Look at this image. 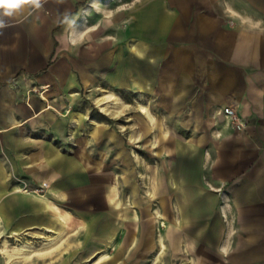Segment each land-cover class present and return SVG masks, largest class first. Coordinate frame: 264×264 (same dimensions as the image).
<instances>
[{"label": "crops", "instance_id": "obj_1", "mask_svg": "<svg viewBox=\"0 0 264 264\" xmlns=\"http://www.w3.org/2000/svg\"><path fill=\"white\" fill-rule=\"evenodd\" d=\"M4 20L5 229H78L110 264H264V0H40Z\"/></svg>", "mask_w": 264, "mask_h": 264}, {"label": "rangeland", "instance_id": "obj_2", "mask_svg": "<svg viewBox=\"0 0 264 264\" xmlns=\"http://www.w3.org/2000/svg\"><path fill=\"white\" fill-rule=\"evenodd\" d=\"M116 1L120 3V0ZM101 102L100 104L97 103L103 108L109 105L107 111L110 112L108 113L115 115H120L123 109L129 111L135 107L134 103H130L127 108H121L120 103L114 99L106 102L103 98ZM146 140H148L147 137ZM36 188H42V190L35 191ZM43 188L45 186L42 185L29 187L28 191L34 195L45 196ZM88 227L90 228V226ZM89 228L87 232H90ZM48 234V230L42 229L13 233L5 229L0 223V264H110L104 260L105 258L102 260L96 255L99 250L106 248L102 246V248H96L95 253L92 252L93 248L78 229H62L61 234L55 240L45 245L39 236H47ZM17 238L30 241V251H19L16 247Z\"/></svg>", "mask_w": 264, "mask_h": 264}, {"label": "clouds", "instance_id": "obj_3", "mask_svg": "<svg viewBox=\"0 0 264 264\" xmlns=\"http://www.w3.org/2000/svg\"><path fill=\"white\" fill-rule=\"evenodd\" d=\"M30 3L35 7L40 6V0H0V29L5 28L4 17H12L21 5Z\"/></svg>", "mask_w": 264, "mask_h": 264}, {"label": "bare ground", "instance_id": "obj_4", "mask_svg": "<svg viewBox=\"0 0 264 264\" xmlns=\"http://www.w3.org/2000/svg\"><path fill=\"white\" fill-rule=\"evenodd\" d=\"M103 98H105V96H103L102 98H98L97 102L100 104L102 103L101 101L103 100ZM142 109L144 110L145 108L142 107ZM59 235L58 232L54 231V230H50L49 234L47 236H39L42 241L44 242V244H48L50 243L51 241L55 240L56 237ZM17 249L19 251H30V248H31V244H30V241L28 240H20V238H17Z\"/></svg>", "mask_w": 264, "mask_h": 264}, {"label": "built area", "instance_id": "obj_5", "mask_svg": "<svg viewBox=\"0 0 264 264\" xmlns=\"http://www.w3.org/2000/svg\"><path fill=\"white\" fill-rule=\"evenodd\" d=\"M223 110L225 114L228 115L232 119V121L235 123L236 126H240L242 124V122L239 120L238 114L236 113L233 107L225 106ZM45 185H46V182H43L42 186H45ZM41 190L42 188L35 189V191H41Z\"/></svg>", "mask_w": 264, "mask_h": 264}]
</instances>
